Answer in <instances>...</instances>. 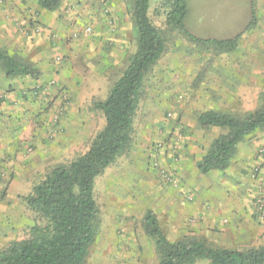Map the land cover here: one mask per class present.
Masks as SVG:
<instances>
[{"label":"rangeland","instance_id":"1","mask_svg":"<svg viewBox=\"0 0 264 264\" xmlns=\"http://www.w3.org/2000/svg\"><path fill=\"white\" fill-rule=\"evenodd\" d=\"M15 1L26 0H0V9L7 3ZM31 1L36 3V0ZM161 1L150 0L148 9L152 24L160 30L164 29L165 21L164 12L159 8ZM187 1L189 12L184 26L189 33L198 38L204 39L208 34L224 38V33L237 31L244 25L247 13L246 0ZM122 2L127 9L131 10V0H122ZM72 4L70 0H62L59 8L65 15H69L72 13L70 11ZM261 5L262 10L258 11L256 16L264 14V0H261ZM103 9L104 7L101 10ZM155 9H157V12ZM90 16L80 22L78 27L81 29H76L77 36L93 39L97 26L95 25V19ZM132 21L133 23H129L134 27V36H132L130 30L131 53H128L127 59L119 70L111 73L108 62L103 61L100 63L94 53L95 51L86 53L85 61L84 57L74 55L73 66L66 73H62V77L65 78L63 87L58 90L51 102H48V107L46 105V108H44L45 112L39 114L51 113L50 125L56 130L51 132L52 137H49V139L51 141L56 140L64 133L66 135L67 130L68 135L65 138L68 137V140L73 141V149L65 154H61L60 151V157L57 159L60 161L59 163H31L30 172L26 171L30 175L23 178L21 184L17 185L23 191V195L6 200V202L4 197L10 183L8 178L14 176H8L4 171L0 172V202H5V207L0 210V251L13 241H22L29 238L31 227L36 223L40 224L25 203L24 198L29 193L24 191V182H27V185L32 188L34 184L45 178L53 169L68 165L87 151L95 134L104 127L103 114L93 106L94 103L100 100L93 98L90 94H92V88L96 86L98 92L102 91L104 93L100 96L101 100H105L113 82L120 77L129 65L137 49L138 31L133 17ZM254 21L256 22V20ZM14 23L16 26L21 27L18 21H14ZM87 27L91 29L89 34L84 33ZM252 34L250 29L246 35L247 38L240 39L239 51L246 48L248 40V43L253 40ZM262 34H264V31H262ZM72 42L69 43L68 41L65 44H73L75 47H72L71 50L76 53L77 46L82 44L81 38L77 37ZM260 43L263 42L260 41ZM58 44H62V41L59 40ZM260 48L264 49V45H260ZM0 50L5 52V49L0 48ZM230 52L215 48L212 45L192 43L177 33L169 36L164 54L144 78L139 102L140 107L138 106L137 110V112L143 113V108L149 103L148 108L150 109L148 111L158 112L159 114V119L156 118L158 121L155 125H160L161 128H156L157 131L168 128L170 130L169 135L164 138L163 142H155L152 152L149 154L147 150H143L142 153L135 151L134 148L138 142H136V126L140 124L139 114L136 113L128 147L94 181L93 193L99 208V219L97 235L89 249L85 264H158L159 256L155 249L154 239L145 234L142 227V220L147 211H151L159 220L163 235L170 241L197 238L205 241L211 247L236 250L262 246L264 243L263 237L262 235L256 236L257 233L254 229L263 226L264 223V216L259 218L255 209L256 199L261 198L264 204V177L259 176L255 169L258 165V150L264 146V130L238 145L230 166L220 171V177L225 179L224 184L221 182L217 184L213 176H209L208 180L215 182L217 184L216 188L221 193L225 192V188L230 185L234 188H240L246 195L250 192V183L257 182L253 188L254 196L247 203L250 212L245 225L241 226L244 231H240L235 237L224 236V240L213 239V241H209L196 232L195 234L198 236H195L194 233L177 231L173 225L165 220V217L161 216L159 207L157 208L159 187L164 183L159 176V170L153 167V163H157L159 168L170 173L175 179L178 178L162 165L159 152L167 148L169 144L172 151L177 149L179 145L183 144L186 132L195 130L197 132L194 140L195 151L199 156H203L210 142L223 132L214 129H199L197 118L200 113L217 111L242 117L260 106L261 95L264 93L262 89L253 102L251 98L246 99L243 103L235 101L228 103L224 100L217 101L213 99V102L209 101V105L205 100L201 101L196 97L197 94H202L204 90L208 91L210 89L202 87L203 84H209L206 82L207 79L209 81L213 79L214 82L212 83H217L220 79L224 81V64L237 63V61H233L234 56L231 57ZM19 59L22 60L23 58L19 57ZM97 62L100 64H97ZM2 78L4 77L0 68V82ZM99 83H103V85ZM54 85L56 84H52L51 87ZM223 87H220V89L223 90ZM106 89L107 91L104 92ZM213 89H216V87H213ZM1 90L0 85V97H3L4 93ZM31 91L36 90L32 89ZM26 96V94L23 95V97ZM2 99H0V102ZM9 132L12 134L13 128L10 127ZM140 134L141 130L138 133V138ZM181 147L186 148L187 145L184 146L183 144ZM28 149H31V147ZM172 157L178 158V154H174ZM251 163L254 164L251 165ZM166 186L177 187L172 184ZM195 264H209V262L201 260Z\"/></svg>","mask_w":264,"mask_h":264},{"label":"crops","instance_id":"2","mask_svg":"<svg viewBox=\"0 0 264 264\" xmlns=\"http://www.w3.org/2000/svg\"><path fill=\"white\" fill-rule=\"evenodd\" d=\"M70 1L73 4L70 10L72 13L69 15H65L61 8L53 12L44 11L31 0L7 3L0 9V48L5 49L4 53L9 57L23 58L24 62L31 64L39 72L37 78L30 76L6 78L3 75L4 78L0 82L1 92L4 93L0 102V172L4 171L8 176H14L8 178L10 183L5 193V202L23 195V191L17 185L30 175L26 171L30 172L31 163H59L57 160L60 157L59 152L65 154L74 147L73 141L65 138L68 135L67 130L66 135L64 133L51 141L49 139L52 137L51 132L56 130L50 125L51 113L39 115L45 112L44 108L46 105L48 107V102H51L58 90L63 87L65 78L62 77V73H66L73 66L74 55L84 57L85 61L86 53L95 51L97 60L100 63L107 61L112 73L119 70L131 50L130 36L131 34L134 36V27L129 25L133 23L132 9H127L122 0ZM246 1L245 22L237 31L224 33V38L208 34L204 39L190 33L201 40L225 41L239 37L238 46L240 39L247 38L250 29L253 33V40L250 43L247 41L245 49L239 51L237 46L229 53L231 57L234 56L233 61L237 63L224 64V81L220 79L218 82L215 81L217 83H212L213 79L211 81L207 79L206 82L209 84L202 85L210 89L204 90L196 97L198 100H205L207 104L209 101L213 102V99L243 103L251 98L253 102L258 92L264 90V49L260 48V45H264L262 34L264 14L256 16V13L262 10L261 0ZM88 16L95 19L97 26L93 39L77 36L76 33V29H81L78 27L80 22ZM253 17L256 22L254 21L252 26ZM149 18L151 20V15ZM14 21H18L21 27L16 26ZM77 37L81 38L82 44L77 46L74 53L71 48L75 46L69 43ZM59 40L62 41L60 45ZM54 83L56 85L51 87ZM32 89L36 91H31ZM91 93L93 98L102 101L100 96L104 93L98 92V87L92 88ZM24 94L27 96L23 97ZM148 107L149 103L143 108V113L137 112L140 124L135 125L138 142L134 149L141 153L147 150L149 154L152 152L153 144L163 142L170 130L167 128L157 131L156 128H161L160 125H155L159 114L149 112ZM10 127L13 128L12 134L9 132ZM199 129L204 128L199 126ZM196 133L195 130L186 132L183 138L186 148H182V144L172 151L169 144L159 152L162 165L178 177V186L161 184L157 208L159 207L161 216L181 233H194L195 236L201 235L209 241L224 240V236L235 237L240 231H244L241 226L245 225L250 212L247 203L254 196L253 188L257 182L250 183L248 195L240 188L230 185L221 193L216 188L218 183L224 184L225 181L220 177V171H211L204 175L197 168V162L202 156L195 151ZM29 147L31 149H28ZM174 154H178V158L172 157ZM209 176H213L217 184L208 181ZM24 184V191L30 193V185H27V182ZM5 202H0V210L5 207ZM254 230L256 236L262 235L264 242V223Z\"/></svg>","mask_w":264,"mask_h":264},{"label":"trees","instance_id":"3","mask_svg":"<svg viewBox=\"0 0 264 264\" xmlns=\"http://www.w3.org/2000/svg\"><path fill=\"white\" fill-rule=\"evenodd\" d=\"M61 1L36 0V3L40 9L53 12L60 7ZM149 4L150 0H131L132 17L138 31L137 49L129 65L113 82L106 99L93 105L102 112L104 127L95 134L84 154L66 166L53 169L32 186L24 200L40 224L31 227L29 238L13 241L1 250L0 264H85L97 235L99 219L94 181L128 147L144 78L164 54L169 36L177 33L192 43L212 45L224 51L238 46L239 37L216 41L192 36L184 27L187 0L161 1L159 8L165 15L162 30L152 24L148 16ZM251 25H254V17ZM0 68L6 78L39 76L31 64L9 57L1 50ZM260 100L256 110L242 117L217 111L199 114L201 128L223 132L210 142L197 162L201 174L227 169L238 145L264 130V93ZM142 227L145 234L154 239L158 264H195L201 260L209 264H264V245L236 250L211 247L197 238L170 241L151 211L145 213Z\"/></svg>","mask_w":264,"mask_h":264},{"label":"built area","instance_id":"4","mask_svg":"<svg viewBox=\"0 0 264 264\" xmlns=\"http://www.w3.org/2000/svg\"><path fill=\"white\" fill-rule=\"evenodd\" d=\"M84 33L85 34L91 33V29L89 27L85 28ZM1 98H3V97H0V99ZM257 154H258L257 155L258 156L257 157L258 165H257V168L255 169V171L258 172L259 176L262 175L264 177V146L258 150ZM153 167L159 170V176H160V178L164 184H166V185L172 184L174 186H178L177 179H175L174 176H172L170 173H168L164 169L159 168L157 163H153ZM255 209H256L257 216L259 218H263V216H264V204H263V200L261 198L256 199Z\"/></svg>","mask_w":264,"mask_h":264}]
</instances>
